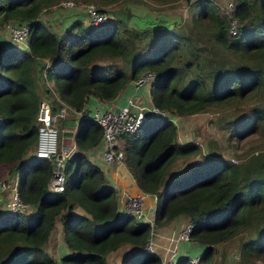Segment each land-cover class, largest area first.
<instances>
[{"label":"trees","instance_id":"obj_1","mask_svg":"<svg viewBox=\"0 0 264 264\" xmlns=\"http://www.w3.org/2000/svg\"><path fill=\"white\" fill-rule=\"evenodd\" d=\"M58 1L0 0V22L14 19L29 26L27 48L0 42V162L11 163L19 196L33 206L31 212L0 211V264H57L45 248L57 219L69 249L62 259L68 264H108L109 252L125 243L135 250L122 264L161 263L159 253L145 247L151 223L119 209L112 180L87 156L101 138L97 121L83 118L74 134L77 148L66 160L63 190L49 189L53 164L35 154L38 103L52 92L46 79L56 88L53 109L62 101L81 109L89 96L112 100L145 71L154 75L152 102L168 115L150 116L137 129L121 133L124 163L135 184L156 196V226H167L179 215L192 223L190 241L203 244L199 261L181 256L177 264H210L213 243L264 219V0H233L241 19L235 35L212 0L190 2L188 30L130 24L127 8L99 23L73 17L59 33L39 17L42 8ZM202 28L212 40L214 57L207 53V60L205 45L189 34ZM219 50L236 57L228 63ZM227 104L232 114L219 125L231 136L257 133L262 147L233 160L203 151L192 140L178 141L169 113ZM195 156L200 159L185 174L168 179L176 159ZM77 206L85 212H77ZM258 231L241 243L243 258L251 264H258V257L264 262V225Z\"/></svg>","mask_w":264,"mask_h":264},{"label":"rangeland","instance_id":"obj_2","mask_svg":"<svg viewBox=\"0 0 264 264\" xmlns=\"http://www.w3.org/2000/svg\"><path fill=\"white\" fill-rule=\"evenodd\" d=\"M78 1L83 3L91 2L95 5H98L100 8L105 9L107 17L115 16V14L119 13V11L129 8L132 15L128 22L130 24H136L139 27L147 25H163L166 28L182 27L183 30H188V27L192 24L190 21V17L192 15V11L190 10V2L193 0H112L108 2L98 1L97 3L94 1ZM212 1L217 5V12L219 14H222L223 11L225 12V4L227 0ZM57 3L54 2L42 8L39 17L50 28L60 33L70 24L72 16L75 17L74 14H72L69 10H75L67 8L60 9ZM7 22L8 21L0 22L1 43H6L5 41H8L9 39L10 33L5 27ZM207 32L208 31H206L205 28H202L199 31L196 29L189 31L190 36L195 41H201V43L205 45V48H202L204 50L202 57L206 60L210 59L206 56V54L209 53L210 55L213 50L212 40L208 39L207 36L209 33ZM219 53L223 55L222 57H224L228 63H231V61H233L236 57L232 53L228 52V50H219ZM220 55L215 56L219 57ZM210 57L214 56L210 55ZM106 61L107 60H100V62ZM39 73L40 71L38 74ZM53 85L55 87L54 82ZM129 98L138 104L149 105L151 103L150 95L148 94L145 97H140L138 93H131L125 101H127ZM231 114L232 108L227 104L222 106L213 105L210 106L208 110L192 112L186 115H180L176 112H173L169 113V116L173 123H175L177 126L176 137L178 141L192 140L196 143H199L203 151L220 153L224 157L238 160L240 159L237 157L238 154H245L258 146L255 149L257 150L262 147L263 144L260 136L257 133L244 137H237L236 135L231 136L227 127H221L219 124H221L226 118H229ZM65 115L66 118L69 116V119H72L71 113H66ZM61 118L63 117H59L57 119L55 123L57 126H61L63 124ZM199 159L200 156L191 158L180 157L176 159L168 169V179H171L176 175L185 174L190 169L192 163ZM99 164L104 166L102 161L101 163L99 162ZM10 168L11 163L0 162V211L6 210L4 202L7 199L8 191L13 185L16 184V174L11 173ZM128 189L130 190V187H128ZM25 212H28V210ZM186 221L187 219L181 222L180 220L175 219L173 223L167 226L156 228L158 233L156 230L152 231L150 236L153 237L158 243L157 245L153 244L152 249L161 254V260L165 256L164 246L168 243L167 237L174 234L185 224ZM262 225H264V219L259 222L258 226H251L248 229L236 233V235L230 238L213 243L215 251L210 259V264H251V259L245 260L243 258L241 243L244 240L254 238L258 234V229ZM156 237L158 240H156ZM188 243L189 244L181 246L182 251H187L190 254H197L198 252L200 254L202 252V243H196L193 241H188ZM160 244L162 245L161 248ZM149 245L151 247L150 243ZM115 250L109 252L107 256L108 264H122L132 253V251L135 250V247L127 243L121 244L118 249L116 248ZM159 250H161V252ZM262 260V257H258L255 259V262L258 264H264Z\"/></svg>","mask_w":264,"mask_h":264},{"label":"built area","instance_id":"obj_3","mask_svg":"<svg viewBox=\"0 0 264 264\" xmlns=\"http://www.w3.org/2000/svg\"><path fill=\"white\" fill-rule=\"evenodd\" d=\"M57 5L60 9L67 8L75 10L69 11L74 14L75 17H82L80 19L87 24L99 23L108 18L105 11L101 10L99 6L91 2L83 3L76 0H59ZM225 6V12L223 11L222 14H224L229 21V34L235 35L241 25V19L235 14L236 3L233 0H227ZM7 21L8 22L5 24V27L10 33V41L21 46H26L29 31L27 22L16 21L14 19H8ZM44 61L48 64L47 59ZM153 78L154 75L152 72L145 71L137 79L131 80L130 83H133L134 86H139L144 82H148L150 84ZM45 82L48 85L47 79ZM55 95L56 91L52 89L51 93H47L39 100L36 113L37 138L35 144V154L40 157L47 158L53 164L51 176L48 180V187L51 190L56 191L63 190L65 187L64 166L67 158L77 148L74 140V134L83 118H93L101 125L102 133L98 143L101 145L100 153L104 163L103 170L104 173L108 175L111 167L125 164L121 148L122 145L118 143L121 133L137 129L140 124L150 116L168 115L167 111L156 106L152 100L149 105H143L134 102L130 98L118 106H103L99 102L91 103L88 98L85 105L81 109H74L62 101L58 104L57 109H53L51 99L55 98ZM96 98L100 101H104L98 97ZM69 111H71L72 119L77 118L79 121L76 124L77 128L75 131L70 132L67 127L71 124L70 121L72 119H69V116L66 118L65 115L66 113L69 114ZM59 117H63L61 118L63 123L61 126H57L55 124ZM16 184L8 191L7 199L4 202L5 209L9 211H29V209L33 208V206L29 202L22 200L17 191ZM113 184L117 187L115 182ZM117 194L118 207L121 211L134 214L136 218L149 221L151 223L152 228L149 236L147 237L145 247L150 250H154L152 249V245H157L158 243L150 235L154 230L158 233V230L156 229L158 226L153 223V217H149L145 211L143 195L139 192H132L129 189H118ZM191 229L192 223L187 220L185 224L174 234L167 237L168 243L164 246L165 256L162 258L160 264H177V259L181 256L188 257L191 263H198L200 257L199 252L197 254H190L189 252L182 251L181 249L183 244H189L188 241L190 242L189 235ZM156 240H158L157 237ZM149 243L151 244V247ZM159 255L161 257L160 253ZM55 259L57 264H68L62 259V256Z\"/></svg>","mask_w":264,"mask_h":264},{"label":"crops","instance_id":"obj_4","mask_svg":"<svg viewBox=\"0 0 264 264\" xmlns=\"http://www.w3.org/2000/svg\"><path fill=\"white\" fill-rule=\"evenodd\" d=\"M72 18H73V16H72ZM39 80H40V77H39ZM149 87H150V84L148 82H144L139 86H134L133 83H129V85H127L123 90H121L112 100L100 101L99 99H97L94 96H89L88 100L91 103H98L99 102L103 106H108V105L109 106H111V105L112 106H118L119 104H122L123 102H125L126 98L131 93H138V95L140 97H145L147 94L149 95ZM69 112L71 113V111H69ZM77 122H79L77 118L71 120V122H70L71 124H69L67 127L69 132L75 131V129L77 128V125H76ZM122 139L123 138L120 137L118 140V143L121 145L124 142V140H122ZM100 148H101V145L99 143H97L94 146H92L91 148H89L86 152L89 159L96 162L97 164H99V162L101 163V161H102ZM101 167L103 168V166H101ZM107 176L113 182L116 183V185L119 189H128V187H130V191L141 193L143 195L145 211L149 217H153L155 197L149 193L142 191L135 184L133 176L125 164L111 167L109 169V174ZM131 189H133V190H131ZM32 210H33V208L29 209L30 212ZM75 210L79 213L85 212L84 209L81 208L80 206H77L75 208ZM175 219H178L181 222L183 220H186L187 216L179 215ZM174 220L171 223H173ZM125 244H127V243H125ZM183 245H186V244H183ZM161 246L162 245L160 244V248H161ZM45 248L48 251V253H50L54 258L62 256L63 254L68 252L69 249H67V246L63 240V230H62V224H61L60 219L56 220L55 226H54L53 230L51 231L50 235L48 236L47 241L45 242ZM159 251L161 252V250H159Z\"/></svg>","mask_w":264,"mask_h":264},{"label":"clouds","instance_id":"obj_5","mask_svg":"<svg viewBox=\"0 0 264 264\" xmlns=\"http://www.w3.org/2000/svg\"><path fill=\"white\" fill-rule=\"evenodd\" d=\"M28 37V36H27ZM8 41H10V39H8ZM11 42V41H10ZM16 44V43H15ZM18 45V44H17ZM18 46H20V47H22V48H27L28 47V44H27V41H26V46H21V45H18ZM38 81H39V79H38ZM39 83H40V85H41V87H43V84H42V79H41V77H40V81H39ZM151 84V83H150ZM48 86L51 88V89H53V90H55L56 91V88L54 87V85H53V81L52 80H48ZM150 88V87H149ZM149 94H150V92H149ZM101 166V165H100ZM112 183H114L113 181H112ZM114 185V184H113ZM117 186V185H116ZM50 189V188H49ZM116 189L118 190L119 188L118 187H116ZM28 212H30V211H28ZM161 258V257H160Z\"/></svg>","mask_w":264,"mask_h":264}]
</instances>
